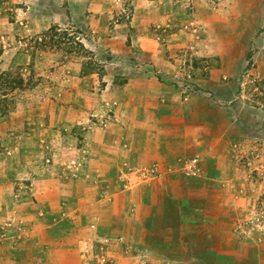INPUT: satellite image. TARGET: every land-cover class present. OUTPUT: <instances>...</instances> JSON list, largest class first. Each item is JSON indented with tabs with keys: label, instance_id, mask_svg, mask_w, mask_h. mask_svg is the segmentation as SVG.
Instances as JSON below:
<instances>
[{
	"label": "crops",
	"instance_id": "0c3cea01",
	"mask_svg": "<svg viewBox=\"0 0 264 264\" xmlns=\"http://www.w3.org/2000/svg\"><path fill=\"white\" fill-rule=\"evenodd\" d=\"M246 4L228 8L224 29L206 15L209 23L203 25L206 38L201 42L183 37V30L173 34L172 28L173 43L170 38L167 44L156 40L160 34L153 27L155 20L169 15L167 10L173 13L167 6L149 10L150 15L135 20L132 27L114 29L113 43L132 42V48L123 51L129 56H118L119 62L131 63L125 81L94 94V102L88 103L90 93L82 92L88 115L95 113L101 122L88 125L81 164L64 162L58 168L59 178L52 184L55 193L63 191L62 203L52 199L50 190L40 191L35 200H18L20 210L13 222L30 220L31 248L1 245V264H75L69 262L73 254L87 264L98 246L109 256V264H264L260 235L249 244L234 230L236 221L230 216L238 205L230 200L232 191L229 194L223 177L226 158L244 129L237 124L244 119L242 106L231 102L223 112L215 102L201 103L198 93L186 96L170 81L178 57L189 56L191 49V54L214 57L227 38L228 63L237 64L228 79L241 78L237 69L249 50L260 55L259 70L264 71V27L257 32L253 24L258 19L252 15L259 5ZM138 61L145 67L139 69ZM211 87L209 91L217 92ZM235 90L228 86V100ZM216 115L226 123L228 137L213 143L209 133ZM189 143L207 166L206 179L192 186L169 172Z\"/></svg>",
	"mask_w": 264,
	"mask_h": 264
},
{
	"label": "rangeland",
	"instance_id": "374dc122",
	"mask_svg": "<svg viewBox=\"0 0 264 264\" xmlns=\"http://www.w3.org/2000/svg\"><path fill=\"white\" fill-rule=\"evenodd\" d=\"M254 1L259 6L252 13L258 19L253 27L260 32L264 27V0H0V246L31 248L30 220L24 217L13 222L20 210L18 200H35L40 191L49 190L54 201L64 200L63 191L55 193L52 184L59 178L58 168L64 162L81 164L80 149L85 146L88 125L101 122L95 113L88 115L82 92L90 93L88 103L94 102V94L121 85L131 67L130 61L119 62L118 56H129L123 51L132 48V42L125 40L122 46L113 43L116 41L111 33L115 28L132 27L135 20L141 21L151 11L167 6L173 13L167 10L169 15L155 20L153 27L160 34L156 40L173 43L169 34L172 28V32L176 30L173 34L179 36L183 30V37L201 42L206 38V15L216 28L224 29L229 7L246 3L249 7ZM191 51L187 57H178L170 81L186 96L198 93L201 103L215 102L223 112L231 102L242 106L245 120L238 119L237 124L244 129L226 158L224 184L229 194L232 191L230 200L238 205L236 214L230 216L236 221L234 230L241 231L249 244L259 234L258 243L264 245V71L259 70L260 55L255 50L244 53L237 69L241 78L228 79L237 65L228 63V38L214 57ZM137 66L145 67L141 61ZM211 86L217 92L209 91ZM228 86L236 89L231 100ZM216 116L218 120L213 121L209 133L213 143L224 135L228 137L226 123ZM188 146L169 172L192 186L206 179L207 166L194 144ZM194 158L200 159L203 169L197 179L183 172L184 165ZM10 215L7 221L2 220ZM239 220L247 224L240 225ZM101 248L98 246L85 262L109 264L111 260ZM69 262L81 264L79 255H69Z\"/></svg>",
	"mask_w": 264,
	"mask_h": 264
},
{
	"label": "built area",
	"instance_id": "2783aa9c",
	"mask_svg": "<svg viewBox=\"0 0 264 264\" xmlns=\"http://www.w3.org/2000/svg\"><path fill=\"white\" fill-rule=\"evenodd\" d=\"M183 172L190 178H200L202 176V166L199 158H194L184 165Z\"/></svg>",
	"mask_w": 264,
	"mask_h": 264
}]
</instances>
